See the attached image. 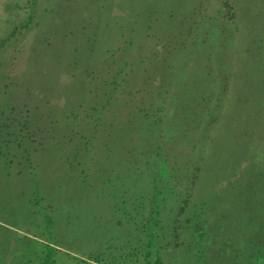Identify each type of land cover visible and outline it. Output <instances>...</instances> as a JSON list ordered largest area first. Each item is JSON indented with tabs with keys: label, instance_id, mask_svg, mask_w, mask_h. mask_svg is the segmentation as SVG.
Segmentation results:
<instances>
[{
	"label": "rangeland",
	"instance_id": "374dc122",
	"mask_svg": "<svg viewBox=\"0 0 264 264\" xmlns=\"http://www.w3.org/2000/svg\"><path fill=\"white\" fill-rule=\"evenodd\" d=\"M49 243L264 264V0H0V264Z\"/></svg>",
	"mask_w": 264,
	"mask_h": 264
},
{
	"label": "trees",
	"instance_id": "16d2710c",
	"mask_svg": "<svg viewBox=\"0 0 264 264\" xmlns=\"http://www.w3.org/2000/svg\"><path fill=\"white\" fill-rule=\"evenodd\" d=\"M32 15L29 17V21L27 24H29L32 21ZM34 259L30 258L28 260L24 259L22 254L18 256L14 264H58L56 258H55V251L54 248L49 244L45 246V253L43 256V259L40 263H34ZM5 264H11L9 261V258L7 257V261ZM148 264H161L159 258H157L154 262H150Z\"/></svg>",
	"mask_w": 264,
	"mask_h": 264
}]
</instances>
